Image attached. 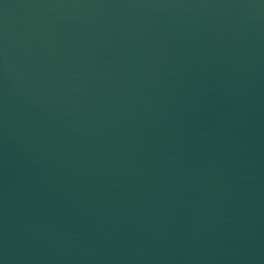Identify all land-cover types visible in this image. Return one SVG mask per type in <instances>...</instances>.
<instances>
[{"label": "water", "instance_id": "1", "mask_svg": "<svg viewBox=\"0 0 264 264\" xmlns=\"http://www.w3.org/2000/svg\"><path fill=\"white\" fill-rule=\"evenodd\" d=\"M0 264H264V0H0Z\"/></svg>", "mask_w": 264, "mask_h": 264}]
</instances>
